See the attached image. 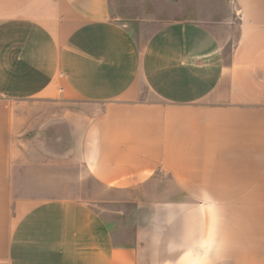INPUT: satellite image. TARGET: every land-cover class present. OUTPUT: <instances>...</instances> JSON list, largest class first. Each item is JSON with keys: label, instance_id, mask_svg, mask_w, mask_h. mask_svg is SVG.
<instances>
[{"label": "crops", "instance_id": "0c3cea01", "mask_svg": "<svg viewBox=\"0 0 264 264\" xmlns=\"http://www.w3.org/2000/svg\"><path fill=\"white\" fill-rule=\"evenodd\" d=\"M230 4L140 46L109 0H0V264H264V0ZM28 103L62 110L45 139ZM72 161L136 196L130 243L55 194Z\"/></svg>", "mask_w": 264, "mask_h": 264}, {"label": "rangeland", "instance_id": "374dc122", "mask_svg": "<svg viewBox=\"0 0 264 264\" xmlns=\"http://www.w3.org/2000/svg\"><path fill=\"white\" fill-rule=\"evenodd\" d=\"M109 4L112 19L126 26L140 46H143L148 38L164 24L178 19L192 9L196 11L198 18L205 23L223 21L229 15L231 16L230 0H109ZM232 33V40L226 45L228 50H231L236 42L235 32ZM66 107L77 109L79 106L71 104ZM61 112L62 110L56 106L31 103L19 105L17 113L22 119L23 130H27L23 139L30 140L37 134L40 135L41 139H45L42 131L46 130L43 127L51 123L53 115ZM31 124L35 126L34 130H28ZM57 127L49 126L48 128L53 134V137H49V144L57 141V138H54ZM68 166L71 169V183L69 185H57L55 194H69L70 197L96 204L110 221L115 220L111 211L118 208L123 214H120V218L116 220V225H114L116 230L118 228L116 231L117 239L122 244L130 243L138 214L136 203L126 201L128 198L134 199L136 196L134 194L128 196L125 193L100 187L77 161L68 163Z\"/></svg>", "mask_w": 264, "mask_h": 264}]
</instances>
